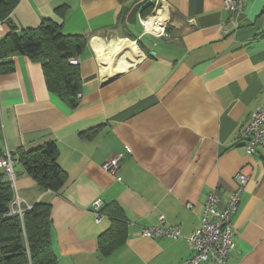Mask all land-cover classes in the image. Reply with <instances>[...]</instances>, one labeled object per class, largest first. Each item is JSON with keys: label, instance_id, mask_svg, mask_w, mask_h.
Returning a JSON list of instances; mask_svg holds the SVG:
<instances>
[{"label": "crops", "instance_id": "crops-1", "mask_svg": "<svg viewBox=\"0 0 264 264\" xmlns=\"http://www.w3.org/2000/svg\"><path fill=\"white\" fill-rule=\"evenodd\" d=\"M155 1H20L11 14L17 32L48 19L87 45L74 58L81 75L74 108L48 90L42 65L26 56H11L13 71L0 73L2 151L17 159L22 149L55 143L67 173L60 191L51 192L15 161L16 192L31 207L50 205L56 264H186L194 255L186 238L200 224L208 195L215 193L223 208L245 169L236 246L225 264H264V158L262 150L248 155L240 138L264 105V0L246 2L237 16L224 0H162V37L144 33L141 24ZM12 31L0 24V41ZM128 41L142 57L108 81L113 75L103 64L116 42ZM119 156L117 173L107 172L104 164ZM97 200L117 203L128 222L125 243L109 255L99 251V238L112 220L97 223ZM161 216L184 238L142 236Z\"/></svg>", "mask_w": 264, "mask_h": 264}, {"label": "trees", "instance_id": "trees-1", "mask_svg": "<svg viewBox=\"0 0 264 264\" xmlns=\"http://www.w3.org/2000/svg\"><path fill=\"white\" fill-rule=\"evenodd\" d=\"M21 0H0V22L13 31L0 41V73L13 71L11 56L19 54L42 65L50 92L58 94L70 107H76L81 90L79 65L71 64L87 45L79 36L64 35L54 22L44 19L35 29L17 32L11 14ZM3 151L0 148V157ZM58 147L46 143L13 154L15 161L43 190L59 192L67 173L58 163ZM15 198L12 183L0 174V264H56L51 241V207L36 203L24 216H10ZM100 213L112 220L111 228L99 238V251L109 255L127 238L128 222L117 203L103 205Z\"/></svg>", "mask_w": 264, "mask_h": 264}, {"label": "built area", "instance_id": "built-area-1", "mask_svg": "<svg viewBox=\"0 0 264 264\" xmlns=\"http://www.w3.org/2000/svg\"><path fill=\"white\" fill-rule=\"evenodd\" d=\"M250 0H224L227 11L237 16L242 12L246 2ZM159 8L163 9L162 14H158ZM165 4L162 0H156L151 14L141 17V24L144 33L157 37L167 36L168 17L165 14ZM0 24H2L0 22ZM71 64L78 65L77 59H72ZM80 96V95H79ZM240 138L244 141V147L250 156L257 155L262 150L264 158V105L253 112L245 130ZM120 156L105 163L104 169L112 174L117 173L120 167ZM15 159L12 151L8 148L3 151L0 157V170H3L12 183L15 191V198L10 205V216H24L25 212L32 207L21 199L16 192V174L14 170ZM236 187L228 198L225 206L219 208V198L215 193L208 195L200 224L195 228L192 235L187 237V241L192 243L194 255L186 264H202L210 262L212 264H225L229 255L235 249L234 216L236 215L241 198L249 183V177L245 169L235 176ZM103 203L97 200L92 205V210L97 215L99 223L103 215L100 213ZM142 236L151 239L179 240L184 238L182 229L179 226H171L166 223L165 217L161 216L159 223L153 227L142 228Z\"/></svg>", "mask_w": 264, "mask_h": 264}, {"label": "bare ground", "instance_id": "bare-ground-1", "mask_svg": "<svg viewBox=\"0 0 264 264\" xmlns=\"http://www.w3.org/2000/svg\"><path fill=\"white\" fill-rule=\"evenodd\" d=\"M94 48L99 55L104 54L103 47L96 45ZM141 55V51L134 42H125L121 47L118 45V42H116L113 45L112 53L109 54L110 62H107L103 65L112 75H116L131 67L133 62L139 61Z\"/></svg>", "mask_w": 264, "mask_h": 264}, {"label": "water", "instance_id": "water-1", "mask_svg": "<svg viewBox=\"0 0 264 264\" xmlns=\"http://www.w3.org/2000/svg\"><path fill=\"white\" fill-rule=\"evenodd\" d=\"M157 13H158V14H162V13H163V9H162V8H159L158 11H157ZM153 54H154V53H153ZM116 76H118V74H117V75H113V76H111V77L108 79V81H112L114 78H116Z\"/></svg>", "mask_w": 264, "mask_h": 264}, {"label": "rangeland", "instance_id": "rangeland-1", "mask_svg": "<svg viewBox=\"0 0 264 264\" xmlns=\"http://www.w3.org/2000/svg\"><path fill=\"white\" fill-rule=\"evenodd\" d=\"M6 177V179H7V176H5Z\"/></svg>", "mask_w": 264, "mask_h": 264}]
</instances>
